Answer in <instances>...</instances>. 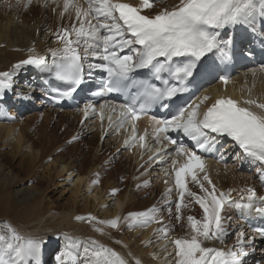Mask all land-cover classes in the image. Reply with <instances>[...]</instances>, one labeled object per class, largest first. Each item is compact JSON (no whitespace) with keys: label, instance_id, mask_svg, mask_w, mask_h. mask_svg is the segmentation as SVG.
I'll return each mask as SVG.
<instances>
[{"label":"snow or ice","instance_id":"1","mask_svg":"<svg viewBox=\"0 0 264 264\" xmlns=\"http://www.w3.org/2000/svg\"><path fill=\"white\" fill-rule=\"evenodd\" d=\"M32 3L33 0H16L15 5L7 4V7L27 9ZM44 3L46 6L47 0ZM53 3L59 6L58 0ZM154 7L155 0H140L138 5L124 0H63L60 17L63 19L68 14L71 23L53 33L59 47L49 49L52 62L30 49L31 54L26 59L12 65L10 71L0 72V102L9 91H15V76L26 66L47 72L65 86L63 91L57 92L55 99L70 98L83 83L85 60L96 58L101 63L88 64V69L106 74L101 92L96 95L123 93L130 97L131 103L119 106L118 127L130 121L133 133L130 141L134 145L138 139L139 146L145 148L146 134H136V122L142 115L158 103L161 107H169L161 102L185 91V81L194 75L203 58L215 52H221L225 58L229 56L226 49L232 41L222 42V30L238 26L254 29L257 18L264 21V0H178L171 8L164 7L154 15L142 14ZM73 13L75 19H72ZM142 70L162 81L164 86L158 87L149 79L137 80L145 74ZM165 73L169 79L164 78ZM220 79L227 85L230 77ZM170 80L177 83H170ZM209 99L205 95L199 103L179 108L170 119L152 118L153 139L160 147L148 160L171 158V173L165 169V176L174 177L175 201L171 199L173 189L167 188L162 193V206L153 205L145 211L107 221L97 220L90 214L74 219L104 226L95 227L102 235L105 227L118 229L121 219L129 228L155 223L160 226L155 231L172 245V252L167 251L168 244L164 246L165 258L170 264H247L254 239L256 236L264 238V228H252V235L243 228L230 233L226 210L235 206L242 214L246 209L264 219V196H258L255 188L248 187L240 190L241 197L237 201L232 198V190L218 191L208 173L206 157L218 154L219 159H225L218 147V139L229 137L242 150L244 159L258 165L259 178L264 182V102L218 97L201 111V104ZM90 110L96 111L89 102L82 109L85 119ZM116 110L115 106L111 108L113 113ZM172 131L182 133L196 148L173 138ZM130 141L125 140V145ZM167 145L174 146L172 152L167 150ZM190 181L198 186L199 193L191 190ZM168 182L167 179L164 181L165 184ZM92 183L98 184L99 179ZM148 183L145 181L144 186ZM116 191L113 190V194ZM193 202L199 205L202 215H187L185 223V210H190ZM164 211L170 221L174 219L181 228H187V235L169 238L175 225L165 223ZM229 235L236 237L230 247L226 244ZM65 240L55 256V264H129L127 258L95 238L80 240L66 236ZM209 242L223 246H208ZM45 243L42 236L24 235L10 222L0 221V264H42ZM135 264H141V261L135 259Z\"/></svg>","mask_w":264,"mask_h":264},{"label":"bare ground","instance_id":"2","mask_svg":"<svg viewBox=\"0 0 264 264\" xmlns=\"http://www.w3.org/2000/svg\"><path fill=\"white\" fill-rule=\"evenodd\" d=\"M128 1L136 5L140 3L139 0ZM6 2L0 0V7L11 12L15 7L9 8L7 4L13 5V2L16 4V0ZM47 2L48 12L44 0H39V3L33 0L27 9L21 6L19 13L16 12L14 17L7 19L0 17V72L10 71L12 65L26 59L31 54L30 49L48 57L51 56L49 49L59 47L53 33L62 25H69L71 21L68 14L63 19L59 16L60 10L63 9V0H58L59 8L55 16H52L49 10L57 4L53 3V0ZM175 3H178V0H155V7L146 9L145 13L154 15L164 7L171 8ZM72 19H75L74 13ZM257 22V28L260 30L264 21L257 18ZM224 31H221L222 41L225 37V34H222ZM232 83L239 101L242 100V94L246 93L251 99L264 102V66L260 68L259 74L254 76L235 75ZM9 107L11 109L7 110ZM21 111L22 113L25 111L27 116H23L19 126L11 123L13 116H16L14 113L18 114ZM21 117H18V120H22ZM140 124L150 126L151 122L145 119ZM85 130H91L92 133L88 135ZM115 133L116 129L109 121L99 125L91 113L85 119L83 112L76 114V111L65 112L50 108L44 100L42 88L31 66H26L15 76L14 95L7 102L0 104V219L10 222L24 235L44 238L46 243L42 252V264H55V256L66 243V236L80 240L95 238L127 258L129 264H135V259H139L141 264H170L165 258L164 251L168 240L155 231L160 227L155 223L146 227L129 228L127 222L121 219L118 229L105 227V234L102 235L95 231V227L104 226L74 219L76 216L87 217L90 214L97 220L107 221L117 216L123 218L131 212L145 211L153 205L162 206V193L167 188L173 189L171 199L174 201L177 192L172 187L171 180H168L165 186L161 185V180L166 177L164 161L154 158L145 164L148 157L153 154L145 152L143 157L138 159L137 149L133 150L132 155H128L124 144ZM8 143H12L11 148L17 152H21L22 148L30 151L29 162L9 157L3 147ZM220 143L224 142L221 140ZM222 152L225 158L230 157L231 162L235 158L237 165L235 167L234 163L224 164V159L222 162H209L207 170L217 190H232V198H240L241 189L253 187L257 190L258 196H264V183L259 178L258 165L244 159L242 150L232 141L224 144ZM233 153L234 156H231ZM26 155L28 157V154ZM43 161L52 164L38 176L36 174L37 185L32 188L21 186L25 177L35 176L36 170L43 167L40 165ZM5 163L11 165L5 167ZM150 163L155 167L150 168ZM250 166L251 174L237 172L240 168ZM255 173L258 174V178H254ZM64 175L68 180L72 175L75 176L74 193L71 203L59 208L50 197L44 195V192L56 184L55 178H62ZM96 179H99V183L93 184L92 181ZM145 181L149 182L147 186H144ZM189 187L192 191L200 192L193 182ZM113 190L118 191L113 194ZM80 192L86 194L83 207H79L76 201V196ZM107 195L113 196V207L106 201ZM109 204L111 208H105L109 207ZM240 212L241 209L234 206L226 210V216L229 218L226 223L229 225L230 233L243 228L241 222L236 219L237 213ZM244 213L248 211L245 209ZM162 214L166 224L175 225V230L169 235L170 239L187 235V228H181L174 219L170 221L167 211ZM184 214L186 223L187 215L199 217L202 210L193 202L190 210H185ZM235 241V235H229L226 244L230 247ZM208 246L223 245L209 242ZM252 249L247 264H264V252L256 238ZM167 251H173L171 244H168ZM52 252L56 255H52Z\"/></svg>","mask_w":264,"mask_h":264},{"label":"rangeland","instance_id":"3","mask_svg":"<svg viewBox=\"0 0 264 264\" xmlns=\"http://www.w3.org/2000/svg\"><path fill=\"white\" fill-rule=\"evenodd\" d=\"M8 2H13L14 0H6ZM15 3L13 2V5ZM20 9V8H19ZM19 9L17 8H12V11L10 12L7 8H1L0 7V13H2V16H0L1 18H12L14 17V15L19 13ZM16 115V113H14ZM20 114V113H19ZM18 114V115H19ZM18 115L16 116H13V120L12 123H16L17 126H19V122H22L23 121V118L25 116H27L25 113L24 114H20L21 119L22 120H18ZM24 116V117H23ZM17 119V120H16ZM17 121V122H15ZM90 127V125L88 126ZM88 131V130H87ZM90 133H92L91 130H89V132H87V134L89 135ZM8 142V141H7ZM5 143V142H4ZM11 145L12 143H8V145H4V151L6 153H8L9 157H14L16 160H23L25 163H28L29 160H30V151L22 148L21 149V152H17L15 151V149L11 148ZM112 145V144H111ZM121 152V151H120ZM123 153V152H121ZM28 154V157L27 155ZM7 155V157H8ZM5 157L3 158V161H4ZM157 161V160H155ZM46 162V163H45ZM148 162H146L145 164H148ZM52 163H50L49 161H43L40 165L43 166L39 169L36 170L35 172V176H28V177H25V181H23V183L21 184V186H25V187H29V188H32L34 187L35 185H37V179L36 177L43 171H45V168L48 166L50 167ZM155 164V163H154ZM11 164L10 163H5V167L7 166H10ZM235 167L237 165V162L234 163ZM150 168H154L155 166H153V164L150 163ZM236 169V168H235ZM18 170V169H17ZM237 170V169H236ZM18 171H24V170H18ZM17 173V171H16ZM239 174H242V172H238ZM37 174V176H36ZM244 174V173H243ZM55 175V174H54ZM54 175L52 177H54ZM75 176L72 175V178L71 179H66L65 178V175L62 177V178H55L54 179V182L56 183L55 185H52L49 187V189H47L45 192H44V195L46 197H50L54 203L57 204V206L59 208H62V207H66L68 204H70V200L72 198V195L74 193V184H73V179H74ZM84 198H86V196H84L83 192H80L77 194L76 196V201L79 203V207H83V202H84ZM106 199V198H105ZM114 201L113 199V196L112 195H107V202L108 203H111L113 204L112 202ZM0 221H4L3 219H0ZM54 253L52 252V255ZM255 263V262H253Z\"/></svg>","mask_w":264,"mask_h":264}]
</instances>
